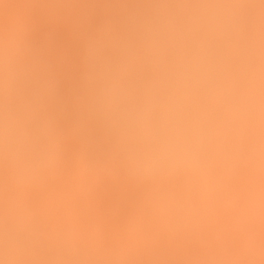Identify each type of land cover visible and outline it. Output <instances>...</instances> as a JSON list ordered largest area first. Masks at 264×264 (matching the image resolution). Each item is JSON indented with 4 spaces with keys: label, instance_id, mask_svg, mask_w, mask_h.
I'll return each mask as SVG.
<instances>
[{
    "label": "bare ground",
    "instance_id": "obj_1",
    "mask_svg": "<svg viewBox=\"0 0 264 264\" xmlns=\"http://www.w3.org/2000/svg\"><path fill=\"white\" fill-rule=\"evenodd\" d=\"M192 1L129 0V2H126V6H122L118 4L119 2L115 3L114 0H65L64 3H58L57 0H0V35L12 34L16 37L17 40L23 41L26 38V34L30 27V43L33 45V47L41 51L44 60L51 66L53 76L58 82L64 79V77L66 76L67 81H72L73 79L76 80V76H78L76 81H81V56L83 44L89 37V35L96 29V27L103 23L111 25L114 42H119V40L125 38L131 40L133 39L132 41L135 40V46L133 45L131 55L129 56L127 61L128 71L122 73V76L120 77L121 84L125 88L129 101L131 103H142L145 91L150 86L149 82L153 81L154 77L159 75V79L154 80L155 100L146 112L143 128L137 130L129 137L128 147L130 149V152L127 156L122 155L119 152H112L103 157H95L82 153L79 150L78 143L74 139L69 138L60 147H57L55 142L52 141L48 142V148L46 147L47 151H45V154L39 160V163L32 161L34 159L29 157L31 159L29 161H31L33 167L34 163L40 164L42 161H47L43 162L44 164L41 163V165L43 164V166L40 165V168H44L41 170V172L40 170H38V172H40L39 174L36 173L38 176L34 174V172L38 169L39 165L37 164L38 167H34L35 169L33 168L32 170L31 165L28 163V156L26 157L28 159L24 158L25 160H27L26 162L19 158L20 154H18V157H16L17 155L14 158L11 157L13 159H20V163L18 160V162H16L18 165L21 164L22 166L21 171L19 169L20 174L23 173V168H30L32 170V172L28 171L30 176L27 174V172V175L23 173V175L26 176L20 175L18 173L20 177L23 176L22 180H27L28 177H32L30 178L32 179V181H29L30 184H26V182H23L25 184L21 186L22 183L20 179L21 184L19 182V185L17 184L18 186H20V189H18L19 187L16 186L18 190H15L14 193L12 192L11 194L9 193V191L13 189L11 187H9V189L8 187H5L6 191L7 189L9 190L7 192L10 194V196L9 198H7V195L2 194V196L5 195V197L3 196V199H7L5 200V204H3V206L12 214H15L19 211L30 213L39 227L51 233L57 232V229H63L65 226V230L63 229V231H60L63 234L71 236L75 240V251L71 254L64 255L62 258H57L53 254L39 259L24 258L21 259V261L23 260L22 263L169 264V260L166 259V257L168 258L169 256L173 255V258H180L182 254H180V257H176L174 256L175 253H181L186 249H189L190 258L188 257V253L183 252V254H187H184L185 257H188V260H186L187 258H183L185 259V264H202V262L204 261L203 258L194 257V252L196 253L199 250V246L198 250L195 246L200 243L202 247V244L204 246L206 243L202 242L206 238H203V240H199L202 239L200 238L202 235V237L207 236V242L213 240L211 241L210 245L215 244L216 247L220 246L221 253L224 252L227 255L224 256L225 258L223 256L221 257V259L224 258L222 259L223 262H221L222 260H220L222 264H233V258L231 257H233V253L237 252L236 247H245L247 246V244H251L254 241V243H252L253 245H257L258 242L257 246L259 248L261 247V250L264 248V123H261L259 121L264 118V90H261V88L264 89V71H262V69L264 70V58H261L262 55V57H264V51L262 52V48H259V46H261L260 44H258L259 46L257 47V44L255 45L254 43L249 45L247 42H245L247 45H255L256 49H260L262 55L260 54L261 52L258 53L259 55L257 54V57L253 55L252 51L255 46H253V48H250L252 50L249 49L251 52L248 51V49L243 51L245 47L242 44L245 45V43H243L242 40H246L243 38L245 27L242 30L243 34L241 32L238 33L240 34L239 36L242 37V39L240 37H237L242 42L238 41V39L236 38L237 34L235 35L234 33L233 35L234 31H230L232 33L230 37H228V34L226 35L228 31L224 33L220 30L223 33H221L222 35H226L224 36L225 38H223V36L218 32V28H221V24H223L224 21L229 18H234L233 15L235 14H233L232 9V14H230V10L226 9L228 11L225 10L224 14L228 12L230 15H232V17H230V15L227 19L223 17V12L221 13L219 9L222 11L223 8L225 9V6L223 5L225 0H219L222 6H224L222 9L220 7V3L219 6H215L218 5V0H215L217 1L216 4H214V0L212 2H210L211 0H195L200 6H208L209 14L206 15L207 13L205 12L206 14L204 16L199 15L201 13H198V11L204 7H200L198 4H195V6H193L194 4H192ZM259 1L262 2V0ZM228 2L230 1H227V3ZM240 2H237L236 4H239ZM245 2L246 0H244V3ZM250 2L256 3L254 2V0H250L249 3L247 2L246 4H251ZM92 3L93 9L89 11V6ZM258 3L256 4L258 5ZM81 4L89 5L88 9H86L87 11H89V14H91L92 11L95 13L93 14L97 17L96 19H98V21H95L96 24H91L92 22L88 23L86 15L88 16L89 14H86L87 12L85 13V11L84 13H81L82 11H79ZM121 4H124V1ZM236 4L233 5L232 3L231 5L235 6ZM227 5L230 6L229 3ZM257 5H255L256 8L252 4L251 6H253V8L249 6V11L251 9V11L253 12V16L250 15L252 16V21H246L251 25H245H249L248 27L252 28H250V31L253 30V28L255 29L256 27L261 31V27H258L259 25L257 26V24H259L258 17L264 13V11H262L264 2L262 5L263 7L261 6V14L260 12H257L258 14H260L259 16L256 15L258 17L255 16L253 11V9L258 8ZM83 6L81 10H85ZM143 6L144 9L146 8L145 10L147 16L142 8ZM140 9L142 10L140 11ZM244 9H240L242 10L241 12H243V14L247 13L246 11H248L247 8V10ZM259 9L260 7L255 11H258ZM202 11L203 10H201V12ZM141 12H143L145 16L144 14L143 16H141ZM250 12L248 13L250 14ZM245 16L247 17L248 14H245ZM245 16L244 18H246ZM247 19L251 20V18ZM263 19L264 18H262V22L264 23ZM123 20L129 21V25L125 26L120 23ZM260 25L264 26V24L262 23ZM149 26H157L160 29L162 35L161 44L152 52L147 49V47L141 40L145 29ZM225 27L228 29L226 25L224 26V28ZM248 27H246V31L249 30ZM262 28L264 29V27ZM246 31L245 34L248 33L249 37L247 36V34L245 36L250 38V34L252 37L255 30H253V32L249 31L250 33ZM256 33L259 34L257 31ZM258 36L259 35H256V37ZM251 40L252 39H250V41ZM246 41L249 42V39ZM253 41L255 42V40ZM258 41L256 42L259 43ZM240 42L242 44H240ZM262 42L264 41H261L263 47L264 45ZM240 45L244 47L242 51L241 48L243 47H240ZM249 46L247 47L249 48ZM65 49L67 51L70 50L73 53V55L69 53L70 56H74L73 58L69 56V59H73V61H69H72L73 65L64 60L66 57L64 59L61 58L63 56L60 55H62L64 52L67 53V51H64ZM256 49H254V52L256 51ZM160 51L164 52V54L162 53L163 55H160ZM69 54H67V57ZM25 55L26 52L21 51V60ZM138 55L144 56L145 58H143L144 60L146 59V61L143 62V58H140ZM230 56L232 59L231 61H234L233 63H231L227 59ZM233 56H238V58H240L234 59ZM254 56L259 61H257ZM259 56L261 59L259 58ZM244 58L246 59L243 60ZM154 59L156 61L155 63L152 62ZM66 60L68 61V59ZM181 64L184 65L185 74L182 77H179L176 75V72L178 66ZM71 69L80 73L79 75L81 76L79 77V75H76L77 72L74 76L73 72L72 75L75 78H73L72 80H68L69 77H72H68V72L69 70L72 71ZM259 69L261 71V77L259 76ZM141 71H144L145 74H142L143 72ZM146 72H148V74ZM220 72H222V74L218 75ZM204 81L208 82L205 83ZM79 82L77 84L76 82H74V85L72 86L75 87V84L78 86L81 83ZM259 82H261L262 84H260ZM60 83L61 82L58 83L60 97L64 98L67 103L66 104L63 101L61 105H70L68 104V102L70 103L69 100L71 98H74V100L71 99L74 104L76 98L79 97L76 103L79 100V102L82 103L83 106V99L81 98V96H84V94L76 90L82 84H80L78 87H75V90L79 95H81L75 96L74 93L76 91L74 90V88L70 84L68 85L70 87L66 85L68 83L73 84V81L63 82L66 84ZM257 83H259V85ZM168 85L171 86V90L170 88L166 87ZM164 86L167 88V90L165 91V96H159V98H157L156 91L159 90L158 88L164 90V88H162ZM260 86L261 88L258 89ZM69 89H71L70 91H72V89L74 90V92H71L72 96H70L71 93H68ZM80 89L82 90V87L79 88V90ZM161 89L160 91H162ZM259 90L263 93L259 92ZM77 92L75 94H77ZM186 93H189L188 95L191 97H201V101L205 102L204 108H207L209 106V108L207 109H211V104L212 108H214L213 105H216V107L221 106L220 108H223L222 112H225H223V118H227H225V125L227 124V121L228 123L231 122L233 126H230L229 124L228 125L232 129L235 128V133L232 134V132L229 135L225 132V134V127L223 126V122L221 121L223 119L220 120L219 118L217 120L219 122L221 121L222 124L220 125V122L218 123V126H213L215 129L208 131V136H205L207 138L203 137L202 139L203 134H201L200 132L203 128L204 130L209 128L206 127L205 129L206 122L208 121H206L203 126L201 124L202 119L200 118L199 121L197 115H195L194 112H197L200 115L203 113V115H207L208 113L200 112L203 111L202 109H200L199 112L196 110L191 111L192 113L188 110L186 111V109H184V106L186 107V105H183L179 101L183 98L182 95ZM189 96L185 95V97ZM66 97L68 98V101ZM80 98L82 99L81 101ZM136 98L138 99L136 100ZM163 98L166 99L164 100ZM133 99L135 100L132 102ZM197 101L194 102V104L197 103ZM76 103L74 106L75 108ZM80 103L78 104L79 107L76 108L78 110L80 107H82ZM178 103L181 107L183 106V108H178ZM253 105L254 110H252ZM193 106L195 107V105ZM198 106H201V104ZM74 107H72L71 105V108L75 109ZM62 108L65 109L64 107ZM193 108L191 109L193 110ZM81 109L79 111H82L80 114H76V111H74L75 115H72V113H70V115H72L71 117L68 116L70 118H66L69 113H67V115L64 114L66 117L63 116L64 120H60V123H62L64 126L62 124L61 125L67 128L70 126L71 122L74 119L82 118L83 107ZM196 109L198 110L199 108ZM216 109L219 110V108ZM214 112H216V110H214ZM217 112L216 114L219 116ZM245 113H247L246 116ZM190 114H192V116H190ZM251 114H254L255 118L251 116ZM151 115H153V118H158L153 119ZM222 116L223 115H221V118ZM243 116L245 117L243 118L244 120L242 119ZM201 117L204 116L201 115ZM249 118H253L251 119L253 121H250ZM263 120L261 121L264 122ZM63 122H65V124ZM199 123L201 126L199 125ZM157 124H159V127L160 124H163L164 126H166V128L168 126V128L170 129L171 127L169 126L174 125V127H172H176L175 130L177 129V131H175L174 133V129H167L165 131L166 128L164 130L161 128V131L159 132L157 131V129H155V127L158 128ZM163 125H161V127ZM219 126H223V130L222 127ZM200 127L202 128L201 131L199 129ZM237 127L239 129V132ZM227 128L228 127L226 125V129ZM252 128H255V134L253 132L250 133V131H253ZM152 129L156 130L157 132H154ZM203 132L205 135L206 132ZM229 132L231 131L229 130ZM236 133L238 134L236 135V137H234ZM34 134L32 132V135L29 136H33ZM31 139L33 142L34 138L32 137ZM224 139V146L221 145L222 148L220 146L219 148L222 149V153L224 152V150H227L223 155H221L222 153L219 152L221 155L219 156L218 153L219 158L217 154H215L216 157H214V154V156H210V153L207 154V156L206 154H204L203 157L205 158H198L202 157L203 155L198 151V147L201 145V142H206L209 145V143H213V141L216 140L220 141L222 144ZM35 142L36 140L33 143ZM192 142L193 144L190 145ZM31 143L29 144V147L32 146ZM204 143H202L203 146L201 145L202 148H204V146L206 145V143ZM214 144L216 145V143ZM218 144L216 146H218ZM225 144H228V147L225 146ZM208 147L211 148V146ZM223 147L227 148L223 149ZM188 148L190 151L188 150ZM193 148L195 150H193ZM200 148L201 147H199V150L201 151ZM54 149H61L59 151L57 150L56 153L59 154V157H56V155H58L56 154L55 158L58 160L55 161L54 158H51L52 154H55ZM191 150L193 151V153ZM208 150L209 149L207 148V151ZM207 151L206 153H208ZM23 152L21 151L20 153L22 154ZM28 152H31L30 154L33 155V150H28L27 153ZM188 152L190 155L187 154ZM196 152H199L198 154L201 155L199 156ZM209 152H211V150ZM192 154L194 157H192ZM50 155L51 157L47 158ZM195 155H198V157ZM208 155L211 159H207L209 158ZM22 156H24V154L21 155V157ZM213 157L214 159L218 158L217 162L216 159L215 161L212 159ZM46 158L49 161L51 160L49 164ZM7 159H9L10 161ZM4 160H7L5 161V163H12V161H14L10 158H6ZM22 161L26 164L27 168ZM52 161H54V163H52ZM213 162L219 163V165L220 163H223L221 164L222 167L219 166V168L215 170L216 172L212 171V168L211 170L209 168L215 164H213ZM14 163H7V167L11 168L12 166L10 167V165H13ZM16 163L13 165V167L18 166ZM22 164H24V167ZM28 164L30 165V167L27 166ZM9 168H7L8 170H5V173L6 171H10L9 173L7 172V176H16V169L9 170ZM106 169L108 170V172H111L113 174L111 175L112 177H115V175L117 177L118 175V177L115 178L119 180L116 181L115 179L116 183H113L114 185H112V183L109 182V179L107 178L110 177V175L108 174L111 173H108L107 171V173H103ZM109 169L111 170L109 171ZM13 170L15 171L13 172ZM11 171L14 174L10 175ZM114 172H116L117 174H115ZM233 172H239V174L244 172L240 175L241 177L239 176L240 178H243L244 176V178L241 179L242 181L240 180V178L237 180H233L235 179L233 178V176L232 178H230L229 176L231 174L234 175ZM33 174L34 177L37 178L36 180H34L35 178H33ZM245 176L247 177L248 181H246L247 179ZM17 178L19 179V176ZM120 180L121 182L118 185L117 183ZM238 180L241 181V183L243 182V185H249L251 189L253 188L255 190H251L254 193L248 192L249 195L253 193L251 195V203L253 204L251 208H249L248 205L246 206L247 201L245 204L244 200L240 199V196H238V193H240V189L238 190L237 188L241 187L239 186L240 184L238 183ZM13 181H15V179ZM92 183H94V187ZM109 183H111V185H109ZM88 184H90V186L92 185L91 188L87 187ZM114 186L115 188H113ZM85 187H87L88 189H85ZM84 190H88L87 192L89 193ZM182 190H185L186 193L189 192L190 194L187 193V196V194ZM236 190L239 192L237 193ZM90 192H96L94 194L95 196H92L93 193ZM130 192H135V194H133V197L129 199L131 195ZM3 193H5V191ZM77 193L80 194H78L80 197L79 199L78 195L77 197H75ZM182 193H185L186 195H182ZM90 194L92 197L90 196ZM179 195L182 198V201L180 200L181 198L179 199ZM84 196H88L85 197L88 198V202L84 199ZM81 197H83L84 203L82 202L83 199ZM90 197L94 198L91 199ZM126 197H128V199H126L125 202ZM176 197L178 198L175 199ZM22 198L25 199L24 202ZM63 198H66V201L62 200ZM75 198H77L78 200H76ZM59 200H62L61 203H63L64 201L65 204H61L62 206H60V208L56 210V208L59 206L55 204H58V202H60ZM127 200L130 201L127 202ZM122 202H125V204H122ZM242 202L243 204H245L243 206L244 208L240 206L242 205ZM238 203L240 204L239 206L237 205ZM83 204H85V207L88 204L91 205L90 207L88 206L87 209L83 210ZM190 204L192 205V207ZM53 206L57 207L55 208ZM75 208L78 210L79 214L77 213V210H75ZM70 209L71 211H76V216H73L74 211L71 212ZM141 209L145 211L143 212L142 210L140 212ZM117 211H119L120 214L119 212L117 213ZM207 211L208 213L210 211L212 216H220V214L222 216L223 212L225 211L228 213L231 211L232 213L234 212L233 215L232 213H230L231 220H233V224H230L232 226H235H233L234 232H231L230 229L232 228L225 231L222 229H217L213 226H209L207 224L208 220L206 219L211 215H205ZM226 212L225 214H227ZM138 213H140L141 216ZM91 214H93V216ZM88 215H90V217ZM75 217H77V219ZM169 217H171L170 219L173 220H170ZM193 217H195V221L193 220L194 223L191 222V219ZM200 217L203 218V220H199L201 219ZM204 217L206 218L205 221ZM114 218H116V220ZM217 218H219L218 220L220 221L221 217ZM223 218H221L222 221ZM111 219L113 221L110 222ZM168 219L170 222L168 221L167 223L166 220ZM187 219H190L188 220L190 222H188ZM197 220L199 222H197ZM114 221L116 223H114ZM213 221H215V219ZM222 221H220L221 225ZM224 221H227V218L226 220L224 219ZM172 222L173 224H170ZM107 223L111 224V226L109 224L107 226ZM104 224H106V226ZM140 227L145 228V231L142 232L143 228H141V233H139L138 230ZM208 229H213L215 231H211ZM200 230H204L205 232L208 230V233L203 232V234L199 235L198 238L197 234L201 233ZM198 231H200V233ZM226 232L228 233L226 234ZM78 237H82V240H80L81 238L77 239ZM170 239L175 240V244L173 240L170 241ZM171 244L174 245L171 246ZM224 244H226L225 248ZM215 246L213 245L211 252L208 253V255L210 254L211 256H205V254L203 256L213 257L215 255V257H217L218 255H220V251L217 254L218 251L216 250H219V248H216ZM232 246L235 248L233 249ZM176 248H181L184 250L179 252L180 250L177 251ZM195 248L197 251L195 250ZM190 249H192L191 252ZM223 249H225V251H223ZM212 250L217 255L213 253ZM173 251H175L174 254H172ZM211 253H213L214 255ZM224 253L222 254L225 255ZM261 253L263 252L261 251ZM74 254H77L78 257L76 258ZM135 254L138 257V261L137 257L134 258L133 256ZM140 255L142 258L140 257ZM92 256H95V259H97H92L93 261L90 260ZM219 257L220 256H218L217 259ZM261 257L264 256L262 255L260 256V258ZM130 258H132V260H136L132 261L130 260ZM200 259L202 260L200 261ZM213 259L212 261L214 262ZM238 259L240 260V258ZM21 261L19 260L18 262L22 264ZM160 261L163 263H161ZM175 261L172 260L173 264H180V262L177 263ZM245 261L247 262V260ZM245 261L243 262V264H246ZM14 262L13 264H17L16 262ZM172 262H170V264H172ZM249 262L251 263V261Z\"/></svg>",
    "mask_w": 264,
    "mask_h": 264
},
{
    "label": "clouds",
    "instance_id": "obj_2",
    "mask_svg": "<svg viewBox=\"0 0 264 264\" xmlns=\"http://www.w3.org/2000/svg\"><path fill=\"white\" fill-rule=\"evenodd\" d=\"M120 23L129 25L127 20ZM244 23L243 14H237L230 27L239 33ZM29 32L30 27L23 41L12 34L0 35V158L14 157L24 149L28 143L25 124H30L36 134L32 145L34 162L45 154L48 142L54 141L60 147L69 138L78 143L84 154L103 157L119 152L127 156L128 139L143 128L146 112L155 100L154 80L159 75L149 82L142 103H131L120 77L128 71L132 42L126 38L114 42L111 25L97 26L82 48L83 117L74 119L65 128L60 123L58 82L41 51L30 43ZM141 40L150 52L154 51L162 42L160 29L147 27ZM21 51L26 52L22 60ZM184 74L181 64L176 75ZM3 204L0 192V264L53 254L62 258L75 251L71 236L51 233L39 227L30 213L12 214ZM248 254L260 255L255 248H249Z\"/></svg>",
    "mask_w": 264,
    "mask_h": 264
},
{
    "label": "rangeland",
    "instance_id": "obj_3",
    "mask_svg": "<svg viewBox=\"0 0 264 264\" xmlns=\"http://www.w3.org/2000/svg\"><path fill=\"white\" fill-rule=\"evenodd\" d=\"M114 1H115V3H116V2H119L118 4H120V5H122V6H124V5L126 6V5H127L126 2H129V0H123V1H124V4H121V3H123V1H121V0H114ZM191 1H192V0H191ZM212 1H213V0H211L210 2H212ZM218 1H219V0H218ZM220 1H222V0H220ZM220 1L217 2V1L214 0V4H216V2H217L218 5H215V6H219V3H220V5H221V6H220L221 9L225 6V9L223 8V11L219 9V11H220L221 13L223 12V17H225V19L229 18V15L232 14V12H233V14L235 13V14L233 15V16L235 17V16H236V10H237V9H238V10H237V14H238V13H239V14H241V13L243 14V12H241L242 10H240V9H244V7H245L244 10H247V9H248V11H246L247 13H244V14H243L244 16H245V14H248V16H249V17H248V16H247V17L245 16L246 18H244V16H243V18H244V22H245L244 25H245V24H246V25H247V24L251 25L250 23H247V22H246V21L251 22V21H252V16H253V15H252L253 12L251 11V9H250V11H251L252 13L249 11V6L252 7V8H253V6H254V7L256 8L255 5H257L256 3L259 2L258 5H257V7H258V8L260 7V9H259L258 11H255V10H257L258 8H257V9H253L255 16H256V15L259 16V15L261 14V9H262L261 6L263 5V2H261V1H259V0H254V2H256V3H252V2H250L253 6H251V4H248V5L246 4L247 2L249 3L250 0H246L245 3H244V0H238V1H237V0H236V1H233V0H227V1H230V2H228V3L230 4V6H229V5H227V4H228L227 1L225 0V2L223 3L224 6H222V4H221ZM240 1H241V2L243 1V2L241 3ZM251 1H253V0H251ZM194 2H195V3H194ZM234 2H235V3H234ZM237 2H240V3H239V4H236ZM226 3H227V4H226ZM232 3H233V5L236 4L237 6H236V5H235V6H236L237 8H236L235 6H233V5H231ZM243 3H244L245 5H244ZM192 4H194L193 6H195V4H198V2H196L195 0H193V1H192ZM240 4H241V5H240ZM81 5H82V6H83V5L86 6V7L83 6V8H84L85 10H83V9L81 10V8H82ZM81 5H80V8H79V9H80L79 11H80V12L82 11L81 13H84V11H85V13L87 12L86 14H89L88 12H89L91 9H93V3L90 4V6L87 5V4H81ZM198 5H199V4H198ZM88 6L90 7V8H89V11H87ZM199 6H200V5H199ZM232 6H233V7H232ZM91 7H92V8H91ZM200 7H204V8L201 9V10L204 11V13H203V11L201 12V10H199L198 13H201V14H199V15H203V16H204L206 13H207L206 15L209 14V8H208V6H200ZM220 7H218V8H220ZM226 7H227V8H226ZM228 7H230V8H228ZM241 7H242V8H241ZM262 7H263V6H262ZM86 8H87V9H86ZM142 8H143V10L145 11V14H146V10H145L146 8L144 9V6H143ZM235 8H236V9H235ZM246 8H247V9H246ZM199 9H200V8H199ZM226 9L230 10V12H231V9H232V12H231L230 14H229L228 12H226V14H224V11H225ZM141 10H142V9H140V11H141ZM205 10H206V11H205ZM228 10H226V11H228ZM233 10H234V11H233ZM262 11H264V7H263ZM205 12H206V13H205ZM248 12H250V14H249ZM257 12H260V14H258ZM93 13H94V12L92 11V13L89 14V15H92V16H89V15L87 16V15H86V19H87L88 23H91V22H92L91 24H96L95 21H96V20L98 21V19H96L97 17L94 15L95 13H94V14H93ZM141 13H142V14H141ZM141 13H140L141 16H143L144 13H143V12H141ZM202 13H203V14H202ZM256 13H257V14H256ZM262 13H263V12H262ZM145 14H144V16H145ZM224 15H226V16H224ZM227 15H228V17H227ZM250 15H252V16H250ZM262 15H263V16H262ZM93 16H95V17H93ZM146 16H147V14H146ZM258 16H256V17H258ZM90 17H91V18H90ZM230 17H232V15H230ZM260 17L264 18V13L261 14V16L258 17L259 19L257 18V19H258V23H259V24H257V26L259 25L258 27H261V31H260V29H258L257 27H256L255 29L253 28V30H255L254 32H253V30H251V31L253 32V36H255V37H253V36L251 37V34H250V38H248V37H249L248 33H246L248 37L245 36V35H246V34H245L246 27H248L249 25H248V26L245 25V26H244L245 28L243 27V28H244V32L241 31V33H242V32L244 33V34L242 33V34L245 36V37H244V36L242 35L244 39H246V40L249 39V42L246 41V40H242L243 43L247 42L249 45L255 43V45L257 44V45H256L257 47L259 46L258 44H260L261 46H259V48L261 47V48H262L261 50H262V52H263V51H264V46L262 47L261 41H264V37H263V36H264V29L262 28V27H264V26H263V25H260V24H261V23L264 24V23L262 22V18H260ZM88 18H89V19H88ZM143 18H144V17H143ZM247 18H251V20H249V19H247ZM231 19H233V18H231ZM231 19L229 18V19H227L226 21H224V23H223L224 25L221 24V28H224V26L226 25V26L228 27V29H227L226 27L224 28V29H226V30L221 29V28H220V29L218 28V32H219L220 34H221L222 32L226 33V32L228 31L229 33L227 32L226 35L228 34V37H230L231 33L233 32V30L231 29L230 24H229V23L231 22ZM228 20H230V21H228ZM263 20H264V19H263ZM94 22H95V23H94ZM260 22H261V23H260ZM225 23H226V24H225ZM228 24H229V25H228ZM222 25H223V27H222ZM219 27H220V26H219ZM229 27H230V30H229ZM250 28H251V27H250ZM250 28L248 27L249 30L246 31V32H249V31H250ZM251 29H252V28H251ZM220 30H221L222 32H221ZM223 30H224V31H223ZM230 31H232V32H230ZM251 31H250V32H251ZM256 31H257L259 34H257ZM250 32H249V33H250ZM260 32H261V33L263 32L262 35H261ZM234 33H235V35L237 34V35H236V38H237V37H240V36H239L240 34H238L237 32L234 31V32H233V35H234ZM222 34H223V33H222ZM222 34H221V35H222ZM226 35H222L223 38H225L224 36H226ZM256 35H259V36L256 37ZM260 35H261V36H260ZM222 36H221V37H222ZM259 37H260V38H259ZM261 37H262V38H261ZM226 38H227V37H226ZM236 38H235V39H236ZM240 38L242 39V37H240ZM256 38H257V39H256ZM258 38H259L260 40H259ZM237 39H238V41H241V40H239V38H237ZM250 39H252L251 41H252L253 43L250 41ZM129 40H131V39H129ZM132 40H133V39H132ZM132 40H131V41H132ZM253 40H255V42H254ZM258 40H259V41H258ZM242 41H241V42H242ZM256 41H258L259 43H257ZM241 42H240V44H242ZM132 43H133V44H132V48H133V45L135 46V40L132 41ZM262 43H263V45H264V42H262ZM242 45L245 47V49H244V47H243ZM242 45H240V47H241V46L243 47V48H241V51H242L243 49H244L243 51H245L246 49H248V51H250V50H252V49H250V48H253V46H255V45H253V46H249V45H247L246 43H245V45H244V44H242ZM246 45L249 46V48H248ZM256 46H255V48H253L252 53H253V55H255V56L257 57V54L260 53L261 50L258 49V48H257V49H258V50H257V49H256ZM246 47H247V48H246ZM249 49H250V50H249ZM254 49H256L257 53H256V51L254 52ZM64 51H67V50L65 49ZM160 52H161V51H160ZM160 52H159V53H160ZM250 52H251V51H250ZM262 52L260 53L261 55H262ZM62 53H63V52H62ZM64 53H65V54H64ZM64 53H63L62 55H60V56H63V57H61V58L64 59V58L66 57L64 60H65L66 62H68V63H71V65H73V62H72L73 59H72V58H73L74 56H73V57L70 56V54L73 55V53H72L70 50H68L67 53H66V52H64ZM69 53H70V54H69ZM159 53H158V55H159ZM162 53L164 54V52H161L160 55H163ZM255 53H256V54H255ZM67 54H69L68 57H67ZM258 55H259V54H258ZM261 55H260V56H261ZM69 56L72 57V58L69 59ZM138 56H139V55H138ZM239 56H240V55H239ZM255 56H254V58H255ZM260 56H259V58H260ZM262 56H263V55H262ZM262 56H261V58H264V57H262ZM139 57H140V58H143L144 56H139ZM144 58H145V57H144ZM144 58H143V60H142L143 62L146 61V59L144 60ZM233 58H234V59H239L240 57L238 58V56H237V57H234V56H233ZM261 58H260V59H261ZM66 59H68V61H67ZM225 59H226V58H225ZM227 59H228V61H230L231 63L234 62V61H231V60H232V59H231V56L228 57ZM227 59H226V60H227ZM234 59H233V60H234ZM245 59H246V58H244L243 60H245ZM255 59H257V58H255ZM70 60H72V61L69 62ZM135 60H136V59H135ZM140 60H141V59H140ZM240 60H241V59H240ZM236 61H237V60H236ZM257 61H259V60L257 59ZM257 65H258V64H257ZM262 67H263V66H262ZM262 67H261V68H262ZM71 70H72V69H71ZM81 70H82V69H81ZM81 70H79V71H81ZM224 71H225V69H224ZM262 71H264V70L262 69ZM69 72H70V73H69ZM69 72H68L69 75L67 74L68 77H69V76H72V77H71V78L69 77L68 80H69V79L72 80L73 78H75V77H73V75L75 76V74H76L77 71H73V70L70 71V70H69ZM73 72H74V74H73ZM141 72H143L142 74H145L144 71H141ZM222 72H223V71H222ZM222 72H220L218 75L222 74ZM260 72H261V71H260V69H259V76H260ZM81 73H82V72H81ZM146 73L148 74V72H146ZM263 73H264V72H263ZM72 74H73V75H72ZM79 74H80V73L77 72L76 75H79ZM147 74H146V75H147ZM261 75H263V74H261ZM80 76H81V75H79V77H80ZM121 76H122V75H121ZM263 76H264V75H263ZM263 76H262V77H263ZM76 77L78 78V76H76ZM260 77H261V76H260ZM66 78H67V76L64 77V79H62V80L59 81V82L63 83V82H65V81H66V82H72V81H73V84H71V83H68V84L63 83V84H66L67 86H68L69 84L72 86V85H74V82H76V84L79 82V81H78V82L76 81L77 78H75L76 80L73 79L72 81H70V80L67 81ZM80 78H81V77H80ZM80 78H79V79H80ZM260 81H261V80H260ZM57 82H58V81H57ZM59 82H58V83H59ZM80 82H81V81H80ZM80 82H79V83H80ZM204 82L207 83L208 81H204ZM257 82H258V81H257ZM61 83H60V84H61ZM164 83H165V81H164ZM259 83L262 84L261 82H259ZM259 83H257V84L259 85ZM76 84H75V87H78L81 83H80L78 86H77ZM66 85H65V86H66ZM164 85H165V84H164ZM166 85H167V84H166ZM263 85H264V84H263ZM58 86H59V84H58ZM60 86H61V85H60ZM169 86H170V85H168V86H166V87H167V88H170V90H171V86H170V87H169ZM68 87H70V86H68ZM72 87H73L74 90H75V87H74V86H72ZM81 87H82V85L79 86V88H81ZM166 87H165V86L162 87V88H164V90L161 89V88H158L159 90H157V91H159V92L156 91V96H157V98H159V96H165V94H166L165 91L167 90ZM262 87H263V86H262ZM79 88H77L76 90H78V91H80L81 93L84 94V92L82 91L83 88H82V90H81V89L79 90ZM260 88H261V86H260L258 89H260ZM160 89H161L163 92L160 91ZM185 89H186V88H185ZM258 89H257V90H258ZM70 90H71V89H69V91H70ZM74 90L72 89V91H70V92L68 91V93L70 94L71 92H74ZM76 90H75V91H76ZM168 90H169V89H168ZM183 90H184V88H183ZM261 90H264V89L261 88ZM76 92H77V91H76ZM76 92H75V93H76ZM167 92H168V91H167ZM259 92H262V91L259 90ZM75 93H74L75 96H78V95H79L78 92H77V94H75ZM158 93H159V95H158ZM169 93H170V92H169ZM169 93H168V94H169ZM184 93H185V92H184ZM262 93H263V92H262ZM188 94H189V93H186V94L182 95L183 98L179 100L180 103H182L183 105L185 104L186 107L188 106V107H191V108L194 107L193 105H195V107H196V106H198V105L201 104V106L196 107V108H199L198 110H197L195 107H194L193 110H192L191 108H188V107L186 108V107L184 106V109H186V111L188 110L189 112H191V111H195V110H196V111L199 112V110L202 109L203 111H200V112H206V113H208L207 115H206V114L203 115L204 113L201 114L202 116H204V117H201V115H200L199 113L194 112L195 115H197L199 121H200V118L202 119V120H201V124H202V125L205 124L206 121H208V122H206V125H205V129H206V127H209V128L206 129L207 131L204 130V128H203V129H202L201 127L199 128L200 131H201V129H202V131L200 132L201 134H203L202 139H203V137L208 136V133H207V132L210 131V130L215 129L213 126H218V123H220L221 121L223 122V126H224L225 128H224L223 126H219V127H222V130H223V128H224V130H225L224 133L226 132V133H228L229 135H230V133H232V132H233L232 134L235 133V131H234L235 128L232 129L231 127H229V125H230V126H233V124H232L231 122L228 123V121H227V124H226L227 127H228L227 129L231 128V129H229L231 132H229V130L226 129V125H225V123H226V119H227V118H226V117H225L226 119L223 118L225 112H224V111H223L224 113L222 112L223 108L221 109V108H220L221 106H220V107H219V106L216 107V105H213L214 108H212V107H211L212 104H211V105H210V108H211V109H207V108H209V106H208L207 108H204V106H205V102L201 101V99H200L201 97H196V98H195V96H194V97H193V96L191 97V96H189ZM80 95H81V94H80ZM80 95H79V96H80ZM169 95H170V94H169ZM185 95H187V96H189V97H185ZM191 95H192V94H191ZM263 95H264V94H263ZM70 96H72V93H71ZM75 96H74V97H75ZM205 96H206V95H205ZM68 97H69V95H68ZM166 97H167V96H166ZM206 97H207V96H206ZM78 98H79V97L76 98V101H77ZM81 98L83 99V96H81ZM81 98H80V101L82 100ZM197 98H199V99H197ZM62 99H63V100H62ZM66 99H67V101H68V98H67V97H66ZM69 99H70V98H69ZM71 99L74 100V98H71ZM71 99L69 100L70 103L68 102V104H70V105H66V106H65V104H64V105L62 106V107L65 108V109L62 108V112H63V113H62V117H61V120H62V121L64 120V117H63V116H65L64 114L67 115V113H69V115H67V117H66V116H65V117H66V118H70L72 115H75V112H74V111L77 112L76 114H80V113L82 112V111L79 112L80 109L83 107V106H82V103H80L79 100H78V102H79V103L81 104V106H82V107H80L79 110H78V109H76V108L79 107V106H78L79 103H78V102L76 103V101H75L74 104H73V102L71 101ZM137 99H138V98H136V100H137ZM163 99H164V98H163ZM165 99H166V98H165ZM165 99H164V100H165ZM193 99H195V100H193ZM61 100H62L61 103H63V101L66 103V101L64 100V98H61ZM134 100H135V99H133L132 102H133ZM186 100H187L188 102H187ZM197 100H198V101H197ZM196 101H197V103L194 104V102H196ZM71 102H72V104H71ZM198 102H199V104H198ZM200 102H201V103H200ZM75 103H76V108L74 107V106H75ZM188 103H189V104H188ZM66 104H67V103H66ZM182 104H181V105H182ZM71 105H72V107H74L76 110L73 109V108H71ZM178 105H179V103H178ZM178 105H177L178 108H180V109L183 108V106L181 107V106L179 105V106H180V107H179ZM189 105H190V106H189ZM191 105H192V106H191ZM67 107H70V108H67ZM178 108H177V109H178ZM216 108H219V110L221 109V110H220L221 114H220L219 110H217ZM66 109H67V110H66ZM63 110H64V111H63ZM77 110H78V111H77ZM81 110H82V109H81ZM207 110H209V111H207ZM214 110H216V112L218 111L217 113L219 114V116L216 114V112H214ZM186 111H185V112H186ZM210 111H211V113H210ZM251 111H252V110H251ZM65 112H66V113H65ZM73 112H74V113H73ZM181 112H182V111H181ZM185 112H183V113H185ZM213 112H214V113H213ZM247 112H248V111H247ZM70 113H72V115H70ZM187 113H188V112H187ZM191 113H192V112H191ZM194 113H193V114H194ZM250 113H251V112H250ZM252 113H253V112H252ZM209 114H210V115H209ZM213 114H214V115H213ZM246 114H247V113H245V116H246ZM211 115H212V116H211ZM221 115H223L222 118H221ZM68 116H70V117H68ZM151 116H152V118H153V115H151ZM156 116H158V115H156ZM190 116H192V114H190ZM193 116H194V115H193ZM199 116H200V117H199ZM205 116L208 117V118H206ZM209 116H210V117H209ZM217 116H218V118H217ZM251 116L254 117V114H253V115L251 114ZM263 117H264V116H263ZM155 118H156V117H155ZM155 118H153V119H155ZM157 118H158V117H157ZM157 118H156V119H157ZM214 118H215V119H214ZM219 118H220V120H221V119H223V120H221V121L219 122V121L217 120V119H219ZM243 118H245V117L243 116L242 119H243ZM254 118H255V117H254ZM204 119H205V120H204ZM208 119H209V120H208ZM224 119H225V120H224ZM246 119H247V118H246ZM249 119H250V118H249ZM251 119H253V118H251ZM251 119H250V121H253V120H251ZM263 119H264V118H262L261 120H263ZM66 120H67V119H66ZM66 120H65V121H66ZM198 120H197V121H198ZM215 120L217 121V123H216ZM243 120H244V119H243ZM255 120H256V119H255ZM261 120H259V121H260L261 123H264V122H262ZM62 121H61V122H62ZM184 121H185V120H184ZM184 121H183V122H184ZM199 121H198V122H199ZM245 121H246V120H245ZM248 121H249V120H248ZM248 121H247V122H248ZM263 121H264V120H263ZM180 122H181V121H180ZM203 122H204V123H203ZM214 122H215L216 124H215ZM222 122L220 123V125L222 124ZM224 122H225V123H224ZM63 123L65 124V122H63ZM184 123H185V122H184ZM212 123H213V124H212ZM230 123H231L232 125H231ZM61 124H62V123H61ZM228 124H229V125H228ZM28 125H30V124H25V126H24V130H25V132H26V134H27V137L30 138V139L27 138L28 143H29V142L31 143V142H32V139H31L32 137L34 138L33 142L36 140V134H34L33 129H32V126H31V125L28 126ZM62 125H63V124H62ZM161 125H163V124H160V127H159V124H157V127H158L160 130H159L158 128L155 127V129H157V131H159V132L161 131V128H162L163 130L166 128V126L163 125L164 127H163V126L161 127ZM199 125H200V123H199ZM208 125H209V126H208ZM63 126H64V125H63ZM172 126L174 127V125H172ZM172 126H169V127H171V129L168 128V126H167V128L165 129V131H166L167 129H168V130H172V129H174L173 131H174V133H175V131H177V129L175 130L176 127L173 128ZM200 126H201V125H200ZM203 126H204V125H203ZM210 127H211L212 129H211ZM234 127H235V125H234ZM28 128H29V129H28ZM26 129H27V130H26ZM237 129H238V127H237ZM252 129H253V128H252ZM252 129H251V130H252ZM30 130H31V131H30ZM152 130H153V129H152ZM254 130H255V128L253 129V131H250V133L253 132V133L255 134V131H256V130H255V131H254ZM27 131H28V133H27ZM153 131L155 132L156 130H153ZM157 131H156V132H157ZM203 131H205L207 135H206V134L204 135V132H203ZM29 132H30V133H29ZM32 132H33L34 135H33V136H29V135H32ZM159 132H158V133H159ZM163 132H164V131H163ZM170 132H171V131H170ZM238 132H239V129H238ZM226 133H225V134H226ZM237 134H238V133H236L235 136H234V135H232V136L236 137ZM249 135H250V134H249ZM34 136H35V137H34ZM200 136H201V135H200ZM251 136H252V135H251ZM205 138H207V137H205ZM202 139H201V141H202ZM219 140H220V139H219ZM214 141H215V142H214ZM214 141H213V143H209V145H208V143L205 142L206 145L204 146V148H202V146H203L202 143H204V142H201L200 144H201L202 146H201V145L199 146V147H201V148H200L201 151L199 150V147H198V151L201 152V154H203V155H202V157H198V155H199L198 153H199V152H196L198 155H195V156H197L198 158H205V157H203L204 154H206V156H207V154H209V153H210V156H214L215 154H217V156H218V153L221 152V150H222V149L219 148V146H220L221 148H222V146H224L223 144H224L225 139L223 140V143H222V144H221L220 141H216V140H214ZM221 141H222V140H221ZM226 141H227V140H226ZM33 142L31 143V145L34 144ZM208 142H212V141H208ZM28 143H27V144L25 145V147H24L25 150L23 149L24 152H23V150H22L23 153H22V154L19 153V154H20V157H19V158H20L21 160H24V162L27 161V160L24 159V158H26L27 156H28V158L31 157L32 159H34V158H33V155L30 154L31 152H28V153H27L28 150H32V146L29 147V144H30V143H29V144H28ZM205 143H204V144H205ZM214 143H216V145H217L218 143H220V144H218V146H216ZM227 143H228V142H227ZM47 144H49V143H47ZM192 144H193V142H192L190 145H192ZM221 145H222V146H221ZM208 146H211V148L208 147ZM213 146H215V147H213ZM225 146L228 147V144H227V145L225 144ZM46 147H47V146H46ZM189 147H190V146H189ZM192 147H193V146H192ZM192 147H191V148H192ZM205 147H206V149H205ZM227 147H223V149H226ZM47 148H48V147H47ZM194 148H195V147H194ZM194 148H193V150H195ZM196 148H197V147H196ZM207 148L209 149L208 151H207ZM26 149H27V151H26ZM202 149H203V151H202ZM212 149H213V150H212ZM218 149H219V150H218ZM57 150H58V149H56V150L54 149L55 154H52V157H51V155L48 156V157L46 156V157H47V158H49V157L54 158V161H55V160H58V159L55 158V155L58 154V153H56ZM59 150H61V149H59ZM59 150H58V151H59ZM188 150H189V148H188ZM210 150H211V152H209ZM226 150H227V149H226ZM226 150H224V152H226ZM46 151H47V150H46ZM189 151H190V150H189ZM191 151H192V150H191ZM206 151H207L208 153H206ZM217 151H218V152H217ZM224 152H223V153L221 152V153H222L221 155H223ZM25 153H26L27 155H26ZM192 153H193V151H192ZM194 153H195V152H194ZM23 154H24V156L21 157V155H23ZM187 154L190 155L189 152H188ZM201 154H200V155H201ZM213 154H214V155H213ZM30 155H31V156H30ZM53 155H54V156H53ZM200 155H199V156H200ZM221 155H220V153H219V156H221ZM208 156H209V155H208ZM210 156H209V158H207V159H211ZM219 156H218V158H219ZM14 157H15V156H14ZM14 157H13V158H14ZM16 157H18V155H17ZM56 157H59V154L56 155ZM190 157H191V156H190ZM192 157H194L193 154H192ZM192 157H191V158H192ZM197 157H196V158H197ZM214 157H216V155H215ZM214 157H213L212 159H213L214 161H215V159H216V162H217L218 158H215V159H214ZM13 158H10V159H12V160H14V161L16 160L15 163L18 162V161L20 160V159L18 160V158H15V159H13ZM28 158H26V159H28ZM47 158H46V159H47ZM4 159H5V158H4ZM4 159H3V158L0 159V161H1V162H0V165H2V166H0V167H2V168H0V172L2 173V174L0 173V182H1V184H0V187H1V188H0V191L4 190L5 193H3L4 191H2V194L7 195V198H9V196H10V194H11L12 192L14 193L15 190L17 191L18 189H20V186H18L19 183H20V179H21V183H22V184L20 183L21 186H22L23 184H25V183H23V182H26V184H27V183H29L30 180L32 181V179H30V178H32V177H28V176H27V177H28L27 180H26V179H25V180H24V179L22 180L23 176H26L27 174L29 175L28 171H29V172H32L33 168H34V167L37 168L38 165H39L38 169L36 170L37 172H36L35 170H34L35 172L33 171L34 174H36V173L39 174V173L41 172V170L44 168V167H43V168H40L41 163H43V162L46 161V160L44 159L45 161H42L40 164H38L39 162H38V163H34V167H33L31 161H29V160H31V159L29 158V159H28V163L31 165L32 170H31L30 168H27V167H26V164L22 161V162L25 164V167L28 169V170H27V169H24V168L22 169V172H23L24 174H26V172H27L26 175H23V173H21V174L19 173V169H20V171H21V168H22L21 164L18 165V164L16 163V164L18 165V166H17L18 168H17V167H13V165H14L15 163H14V161H12V163H14V164H13V165H10V167H11V166H12V167L9 168V167H7V165H8L9 163H10V164H12V163H11V162H6V163H5V161H7V160H9V159H7V160H4ZM17 160H18V161H17ZM47 160H48V159H47ZM52 160H53V159H52ZM2 161H3L4 163H3ZM9 161H10V160H9ZM32 161H34V160H32ZM54 161H52V163H54ZM22 162H21V163H22ZM46 162H47V161H46ZM49 162H51V160H50V161L48 160V164H49ZM218 162H219V161H218ZM7 163H8V164H7ZM19 163H20V161H19ZM211 163H212V162H211ZM214 163H215V162H213V164H214ZM24 164H22L23 167H24ZM29 164H28L27 166L30 167ZM35 164H36V165H35ZM37 164H38V165H37ZM43 164H44V163H43ZM43 164H42L41 166H43ZM215 164H216L218 167H217ZM215 164H214L215 166H214V165L211 166V167H209L210 165L208 166V167L210 168V170H211V168H212V171L217 170V169L219 168V166L222 167L221 164H223V163H220V165H219V163H215ZM45 165H47V164H45ZM5 166H6V167H5ZM206 167H207V166H206ZM215 167H216V168H215ZM221 167H220V168H221ZM7 168H9V170H10V169H11V170H12V169H16V172H15V173H16V176H14V175H12V176H7L8 173L10 172V171H9V172L6 171V173H7V172H8V173H7V174L5 173V170H6ZM35 168H34V169H35ZM17 169H18V170H17ZM107 169H108V168H107ZM107 169L103 172L104 174H105L106 171L108 172ZM207 169H208V168H207ZM2 170H3V171H2ZM7 170H8V169H7ZM30 170H31V171H30ZM38 170H40V172H38ZM110 170H111V169H109V171H110ZM244 170H245V169H244ZM247 170H248V169H247ZM14 171H15V170H13V172H14ZM24 171H25V172H24ZM113 171H114V170H113ZM206 171H207V170H206ZM107 172H106V173H107ZM209 172H211V171H209ZM215 172H216V171H215ZM245 172H246V171H245ZM248 172H249V171H248ZM18 173H19L20 175H23V176L20 177V175H19ZM108 173H111V172H108ZM114 173L117 174L116 172H114ZM233 173H234V175L231 174L229 177L232 178V176H233V178H235V179H233V180H237V179H239V178L241 177L240 175L243 174L244 172L241 173V174H239V172H238V173L233 172ZM11 174H14V173H12V171H11L10 175H11ZM17 174H18V176H19V179L17 178V177H18ZM30 174H31V173H30ZM34 174H33V178H35L34 180H36L37 178L34 177ZM36 175H37V174H36ZM36 175H35V176H36ZM108 175H110V177H107V178L109 179V182H111L112 185H114V184L116 183V182H115V179L118 177V175H117V177H116V175H115L116 178L111 176V175H113L112 173H111V174H108ZM246 175H247V173H246ZM4 176H5V177H4ZM29 176H30V175H29ZM37 176H38V175H37ZM106 176H107V175H106ZM236 176H237V178H236ZM239 176H240V177H239ZM242 176H243V175H242ZM8 177H9V178H8ZM27 177H25V178H27ZM245 177H246V176H245ZM2 178H3V179H2ZM10 178H11V179H10ZM110 178H112V179H110ZM243 178H244V176H243ZM243 178H240V180L243 179ZM12 179H13V180L15 179V181H13ZM16 179H18V180H16ZM246 179H247V177H246ZM10 180H11V181H10ZM34 180H33V181H34ZM110 180H111V181H110ZM113 180H114V181H113ZM117 180H119V179H116V181H117ZM231 180H232V179H231ZM244 180H245V179H244ZM244 180H243V181H244ZM9 181H10V182H9ZM12 181H13V182H12ZM16 181H17V182H16ZM31 181H30V182H31ZM112 181H113V182H112ZM241 181H242V180H241ZM241 181L238 180V183L240 184L239 186H241V187L238 186L239 188H237L238 190L240 189V190H239L240 193H238L239 191H237V190H236V191H237V193H238V196H240V199H243V200H244L245 204H246V201H247L246 206L248 205V207L251 208V206L253 205V204L251 203V195L254 193L253 191H255V190H254L253 188L251 189L249 185H243V182L241 183ZM246 181H248V179H247ZM246 181H245V182H246ZM18 182H19V183H18ZM120 182H121V180L118 181L117 184L119 185ZM245 182H244V183H245ZM2 183H3V185H2ZM111 183H109V185H111ZM113 183H114V184H113ZM7 184H8V185H7ZM17 184H18V185H17ZM29 184H30V183H29ZM93 184H94V183H92V185H93ZM241 184H242L244 187H243ZM245 184H246V183H245ZM14 185H15V187H14ZM92 185H91V186H92ZM97 185H98V183H97ZM16 186H18L19 188L17 189ZM91 186H90V184H88L87 187H88V188H89V187L91 188ZM116 186H117V185H116ZM5 187H8V189H9V187H11V188L13 189V190H10V191L7 189V191H9L10 194L5 190V189H6ZM87 187H85V189H88ZM93 187H94V185H93ZM245 187H246V188H245ZM247 187L249 188V190H248ZM11 188H10V189H11ZM15 188H16V189H15ZM113 188H115V186H114ZM241 188H242V189H241ZM95 189H96V188H95ZM96 190H97V189H96ZM251 190H253V191H251ZM84 191H86V190H84ZM84 191H82V192H84ZM87 191H88V190H87ZM87 191H86V192H87ZM182 191L185 192V190H182ZM182 191H181V192H182ZM6 192H7V194H6ZM93 192H94V191H93ZM93 192H90V193H93ZM179 192H180V191H179ZM248 192H249V193L253 192V193L249 195ZM87 193H89V192H87ZM87 193H86V194H87ZM95 193H96V192H95ZM95 193H93L92 196H95V195H94ZM130 193H131V195H130L129 199L133 197V194H135V192H130ZM185 193H186V192H185ZM185 193H182V195H184ZM187 193H189V192H187ZM187 193H186V194H187ZM78 194H79V193H77V194L75 195V197H77ZM81 194H82V193H81ZM186 194H185V195H186ZM189 194H190V193H189ZM5 195H3V196L5 197ZM79 195H80V194H79ZM79 195H78V199L80 198ZM127 195H129V194H127ZM127 195H126V196H127ZM82 196H83V195H82ZM90 196H91V194H90ZM92 196H91V197H92ZM187 196H188V194H187ZM187 196H185V197H187ZM241 196H242V198H241ZM20 197H21V196H20ZM85 197H88V196H84V199L88 202V200H87L88 198H85ZM91 197H90V198H91ZM191 197H192V195H191ZM81 198L83 199V197H81ZM93 198H94V197H93ZM93 198H91V199H93ZM123 198H124V197H123ZM172 198H173V197H172ZM177 198H178V197H176L175 199H177ZM180 198H181V197H180V195H179V199H180ZM189 198H190V197H189ZM75 199L78 200L77 198H75ZM84 199L82 200V202L84 201ZM126 199H128V197L125 198V202H126ZM186 199H187V198H186ZM186 199H183V200H186ZM3 200H4V204H5V200H7V199H3ZM22 200H23V202H24L25 199L22 198ZM62 200H65V201H66V198H63ZM62 200H59L60 202L57 201L58 204H55V203H57V202L54 203L55 205L59 206V207L56 206L57 208H56L55 206H53V207L56 208V210H57L58 208H60V206H62V205L65 204L64 201H63V203H61ZM89 200H90V199H89ZM122 200H123V199H122ZM122 200H121V201H122ZM180 200L182 201V198H181ZM188 200H189V199H188ZM86 201H85V202H86ZM128 201H130V200H127V202H128ZM215 201H216V200H215ZM93 202H94V201H93ZM125 202H124V203L122 202V204H125ZM240 202H241V201H240ZM83 203H84V202H83ZM120 203H121V202H120ZM61 204H62V205H61ZM91 204H92V202H91ZM91 204L86 205V207H85V204H83V205H84L83 210L87 209L88 206L90 207ZM241 204H242V205H240V204L238 203L237 205H238V206L240 205L241 207H243V206L245 205V204H243V202H242ZM52 205H53V204H52ZM190 205H191V204H190ZM190 205H189V206H190ZM186 206H188V205H186ZM91 207H92V206H91ZM191 207H192V205H191ZM248 207H247V208H248ZM189 208H190V207H189ZM243 208H244V207H243ZM185 209H186V208H185ZM190 209H191V208H190ZM245 209H246V208H245ZM75 210H77V209L75 208ZM142 210H143V209H141L140 212H141ZM183 210H184V209H183ZM187 210H188V209H187ZM70 211H71V209H70ZM73 211H74V210H72L71 212H73ZM144 211H145V210H143V212H144ZM184 211H186V210H184ZM71 212H70V214H71ZM75 212H76V211H74V215L72 214L73 216H76V215H75V214H76ZM118 212H119V211H117V213H118ZM137 212H138V211H137ZM186 212H187V211H186ZM225 212H226V211H225ZM225 212H223L222 216H221V214H220V216H217V215H213V216H212L211 213H210V211H209V213H208V211H207V212L205 213V215H206V214H207V216H208V215H211L212 217H211V216H208L209 219H208V217H207V219H206V218H205L206 216L204 215V216H205V217H204V221H205V219L208 220L207 224H208L209 226H213V227H215V228H217V229H222V230L227 231V229L229 230L230 228H232V229H230L231 232H232L233 229H234V228H233L234 225H233V226L231 225V224H233V223H232L233 220H231V217H230V216H231L230 213H232V211L229 212V213L226 212L227 214H225ZM77 213H78V210H77ZM80 213H81V212H80ZM123 213H124V212H123ZM203 213H204V210H203ZM233 213H234V212H233ZM233 213H232V215H233ZM78 214H79V213H78ZM119 214H120V212H119ZM121 214H122V213H121ZM138 214L140 215V213H138ZM144 214H145V213H144ZM144 214H143V215H144ZM91 215L93 216V214H91ZM227 215H228V217H227ZM78 216H79V215H78ZM88 216L90 217V215H88ZM140 216H141V215H140ZM189 216H190V215H189ZM142 217H143V216H142ZM202 217H203V214H202ZM217 217H221V218L224 217V218H223V221H222V219L220 218V221H222V222H221L222 225L220 224V221L218 220L219 218H217ZM229 217H230V218H229ZM75 218L77 219V217H75ZM79 218H80V217H79ZM91 218H92V217H91ZM91 218H90V219H91ZM170 218H171V217H169V219H170ZM188 218H189V217H188ZM194 218H195V217H193V218L191 219V222H192V223H194L193 220L195 221ZM200 218H201V217H200ZM226 218H227V221H224V219L226 220ZM232 218H233V217H232ZM114 219L116 220V218H114ZM169 219L166 220L167 223H168ZM196 219H199V218H196ZM214 219H215V221H213ZM170 220H173V219H170ZM188 220H190V219H187V221H188ZM199 220H203V218H201V219H199ZM230 220H231V221H230ZM89 221H91V220H89ZM102 221H103V220H102ZM102 221H101V222H102ZM111 221H113V220L111 219L110 222H111ZM204 221H203V222H204ZM169 222H170V221H169ZM188 222H190V221H188ZM197 222H199V221L197 220ZM197 222H196V223H197ZM225 222H227V223H225ZM114 223H116V222L114 221ZM224 223H225V224H224ZM230 223H231V224H230ZM99 224H100V223H99ZM99 224H98V225H99ZM101 224H103V223H101ZM108 224H109V223H107V226H108ZM170 224H173V222L170 223ZM198 224H199V223H198ZM223 224H224V225H223ZM227 224H228V225H227ZM104 225L106 226V224H104ZM109 225L111 226V224H109ZM112 225H115V224H112ZM214 225H215V226H214ZM226 226H227L228 228H227ZM101 227H103V226H101ZM101 227H99V228H101ZM213 227H212V228H213ZM224 227H225L226 229H225ZM234 227H235V226H234ZM141 228H143V227H140V228H139V230H138L139 233H141V232H140V229H141ZM63 229L65 230V226H64ZM63 229H62V228H61V229H57V230H56L57 232H54V233H59V232L62 233L61 231H63ZM202 229H203V228H202ZM58 230H59V231H58ZM60 230H61V231H60ZM142 230H143L142 232H144V231H145V228H143ZM208 230H211V231H212L213 229H208ZM208 230L206 231L207 233H208ZM200 231H201V233H200ZM200 231H198L200 234H197V233H196V234L198 235V238H199V235H202L203 232H205L204 230H200ZM213 231H215V230H213ZM206 232H205V233H206ZM217 232H219V231H217ZM223 232H224V231H223ZM233 232H234V231H233ZM224 233H225V232H224ZM227 233H228V232H226V234H227ZM229 233H230V231H229ZM197 235H196V236H197ZM204 235H205V234H204ZM202 236H203V235H202ZM202 236L200 237V238H202V239H199V240H203V238H204V239H205V238L207 239V236H206V237H205V236L202 237ZM80 238H81V239H80ZM77 239L82 240V237H78ZM206 239H205L204 241H202V242H204V243L206 242L204 246H203V244H202V247H201V244H200V243H198V244L195 246V247H197V250H198V246H199V250H198V252H196V253L194 252V254H195L194 257H196V258H203L204 261L202 262V264H203V263H204V264H222V263H221V262H223L222 259H224V258H225L224 256H227V255H226L224 252H222V253H224L225 255H223V254L221 253L220 246H218L217 244H216V245H217L218 247H216L215 244L210 245L211 241H213V240L210 239L211 241H210V242H207ZM172 240H173V239H170V241H172ZM78 241H79V240H78ZM173 242H174V244H175V240H173ZM214 242H215V241H214ZM256 242H257V241H256ZM263 242H264V238H263ZM252 243H254V241H253ZM252 243H251V244H250V243L247 244V246H249V247H247V246H245V247H236V248H237V252L233 253L234 255H232L233 257H231V258H233V259H232V260H233V261H232L233 264H241V263L243 264V262H244L245 260H247V262L245 261L246 264H247V263H249V264H251V263H253V264H256V263H258V264H264V257H261V258H260V256H262V255L264 256V248L261 250V249H260L261 247L259 248V247L257 246V245H258V242H257V245H255V244L253 245ZM168 244H170V243H168ZM174 244H171V246L174 245ZM209 245H210V246H209ZM213 245H214L216 248H219V250L216 249V250L218 251L217 254L219 253V251H220V253L222 254V255H221V254L218 255V256H220L218 259H217L218 256L215 257V255L213 254V253H215V252H213V250H212L213 253H211V254L214 255L213 257H205V256H211L210 254L208 255V253L211 252V249L213 248V247H212ZM225 246H226V244H224V248H225ZM186 247H187V246H186ZM222 248H223V247H222ZM232 248L234 249L235 247L232 246ZM238 248H239V249L241 248V249L239 250ZM242 248H243V250H242ZM244 248H248V249H249V248H255L259 253H261V251H262L263 253H261L260 255H258V256H256V257L253 258L252 256H250V255L248 254V249H244ZM185 249H186V248H185ZM205 249H206L207 251H206ZM208 249H209V250H208ZM176 250H177V251L180 250L179 252H181V251L184 250V249L176 248ZM195 250H196V248H195ZM197 250H196V251H197ZM216 250H215V251H216ZM191 251H192V249H190V252H191ZM203 251H205V252H203ZM208 251H209V252H208ZM223 251H225V249H223ZM235 251H236V250H235ZM183 252L188 253V257L190 258V256H189V255H190V253H189V249H186V250L183 251ZM183 252H181V253H178V252L175 253V251H173V253L171 252L172 254L175 253L174 256H176V257H180V256H181L180 254H182V256H181L180 258H177V259H176L175 257L173 258V255H172V254H171L172 256H169L168 258L166 257V259L169 260V264H170V262H172V260H174V261L176 260L175 262H177V263L180 262V264H181V263H182V264H185L184 261H185L186 258H187L186 260H188V257H185V255H187V254L184 253V254H185V255H184ZM233 252H234V251H233ZM243 253H244V254H243ZM246 253H247V254H246ZM176 254H177V255H176ZM194 254H193V255H194ZM201 254H202V255H201ZM204 254H205V256H203ZM206 254H207V255H206ZM215 254H216V253H215ZM217 254H216V255H217ZM74 255H75V254H74ZM137 255H139V254H137ZM183 255H184V256H183ZM191 255H192V254H191ZM242 255H243V256H242ZM248 255H249V256H248ZM75 256H76V258L78 257L77 254H76ZM75 256H74V258H75ZM130 256H132V255H130ZM130 256H129V257H130ZM133 256H134V258L137 257L136 254L133 255ZM167 256H168V255H167ZM200 256H202V257H200ZM222 256H223L224 258L221 259ZM238 256H239V257H238ZM247 256H248V257H247ZM96 257H97V256H96ZM140 257H141V255H140ZM171 257H172L173 259H172ZM241 257H242V258H241ZM258 257H259V258H258ZM141 258H142V257H141ZM164 258H165V257H164ZM181 258H182V259H181ZM183 258H185V259H183ZM209 258H211V259H209ZM213 258H214V259H213ZM215 258H216V259H215ZM229 258H230V257H229ZM236 258H237V259H236ZM238 258H240V260H241L242 262H241ZM92 259H95V256H92V258H91L90 260H92ZM96 259H97V258H96ZM96 259H95V260H96ZM171 259H172V260H171ZM191 259H192V258H191ZM191 259H190V260H191ZM212 259L214 260V262L212 261ZM235 259H236V261H235ZM248 259H249V260H248ZM250 259H251V260H250ZM130 260H132V258H130ZM135 260H136V259H134V260H132V261H135ZM139 260H140V259H139ZM160 260H161V259H160ZM195 260H196V259H195ZM195 260H194V261H195ZM201 260H202V259H200V261H201ZM220 260H222V261L220 262ZM253 260H254V261H253ZM18 261H19V260H18ZM18 261H17V262L15 261V262L18 264V263H19ZM20 261H21V260H20ZM92 261H93V260H92ZM137 261H138V257H137ZM158 261H159V260H158ZM164 261H165V259H164ZM166 261H167V260H166ZM205 261H206V262H205ZM238 261H239L240 263H239ZM249 261H251V263H250ZM252 261H253V262H252ZM13 262H14V261H13ZM15 262H14V263H15ZM22 262H23V260L21 261V263H22ZM160 262H161V261H160ZM216 262H217V263H216ZM234 262H235V263H234ZM161 263H163V262H161ZM167 263H168V262H167ZM200 263H201V262H200ZM19 264H20V263H19ZM22 264H25V263H22ZM172 264H173V262H172ZM178 264H179V263H178ZM187 264H188V263H187Z\"/></svg>",
    "mask_w": 264,
    "mask_h": 264
}]
</instances>
